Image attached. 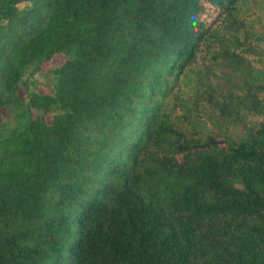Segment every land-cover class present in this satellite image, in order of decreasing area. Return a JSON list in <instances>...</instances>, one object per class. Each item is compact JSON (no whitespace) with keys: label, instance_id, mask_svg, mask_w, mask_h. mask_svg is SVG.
I'll return each instance as SVG.
<instances>
[{"label":"trees","instance_id":"16d2710c","mask_svg":"<svg viewBox=\"0 0 264 264\" xmlns=\"http://www.w3.org/2000/svg\"><path fill=\"white\" fill-rule=\"evenodd\" d=\"M0 111V264H264V0H0Z\"/></svg>","mask_w":264,"mask_h":264},{"label":"rangeland","instance_id":"374dc122","mask_svg":"<svg viewBox=\"0 0 264 264\" xmlns=\"http://www.w3.org/2000/svg\"><path fill=\"white\" fill-rule=\"evenodd\" d=\"M24 5H20L23 8ZM65 61V56L62 54L55 55L49 62L42 65L38 72L26 73L23 77L25 85L22 84L20 88V94L26 95V88L29 91H42L51 92L52 86L55 82L54 75L48 73L49 70L61 65ZM204 74L211 78L220 91H229L230 88H237L243 84V77L238 70L228 66L225 62L216 63L214 66H204ZM26 86V87H25ZM28 91V92H29ZM207 116L210 117V112L207 111ZM2 113L0 111V118ZM217 129V128H216ZM234 135H243L245 131L242 125L233 127Z\"/></svg>","mask_w":264,"mask_h":264}]
</instances>
